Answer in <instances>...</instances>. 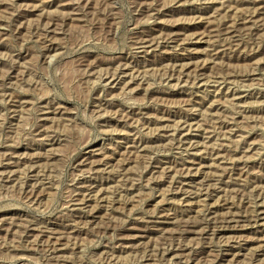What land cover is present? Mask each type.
Masks as SVG:
<instances>
[{
    "label": "rangeland",
    "instance_id": "1",
    "mask_svg": "<svg viewBox=\"0 0 264 264\" xmlns=\"http://www.w3.org/2000/svg\"><path fill=\"white\" fill-rule=\"evenodd\" d=\"M253 12L242 49L200 43ZM263 25L264 0H0V264H264Z\"/></svg>",
    "mask_w": 264,
    "mask_h": 264
},
{
    "label": "bare ground",
    "instance_id": "2",
    "mask_svg": "<svg viewBox=\"0 0 264 264\" xmlns=\"http://www.w3.org/2000/svg\"><path fill=\"white\" fill-rule=\"evenodd\" d=\"M225 10H226V6L223 7V11H225ZM219 16H220V14H219ZM255 16L256 15L254 12L250 13L248 16H245L244 18L240 17V18H238V20H234V23H232L233 21L231 23L226 22V24L223 26V28H220V29H216L217 25H215L216 28L215 29L213 27L209 28L208 33L205 35L203 34V36L199 38V41H200V43H205L208 40L210 41V40L214 39V42H216V44H217V45L214 44V45H216V46H214V51H216V52L223 51L227 47H230L231 49L232 48L242 49L244 47V45H246V42H247V40L245 42V39H246L245 36L247 35L250 37V39L254 40V38H253V34L255 33L254 31L258 30L259 26H261L258 23L259 21L253 20V18ZM214 18H216V17H214ZM209 23L212 25V21H210ZM258 24H259V26H258ZM221 41H223L224 43L222 42L223 44H219V43H221ZM173 42H174V40H173ZM141 45H142L141 48L145 47L143 43H141ZM185 128H186L185 126L182 127V129H185Z\"/></svg>",
    "mask_w": 264,
    "mask_h": 264
}]
</instances>
